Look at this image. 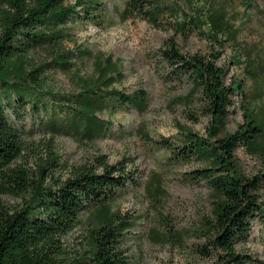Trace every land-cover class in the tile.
Wrapping results in <instances>:
<instances>
[{
    "label": "trees",
    "instance_id": "16d2710c",
    "mask_svg": "<svg viewBox=\"0 0 264 264\" xmlns=\"http://www.w3.org/2000/svg\"><path fill=\"white\" fill-rule=\"evenodd\" d=\"M147 3L129 1L154 20ZM102 5L103 0H0V196L20 198L15 206L0 198V264H133L126 254L125 233L134 221L111 208L117 190L133 179L122 161L108 164L99 155L98 165H82L67 177L56 174L62 165L53 150L34 173L15 163L24 137L11 116L18 119L19 110H26L30 102L34 110H44L50 134H78L89 140L110 129L109 120L99 116L107 108L146 105L145 89L123 92L112 86L120 70L110 58L107 64L97 62L95 75L77 76L76 89L61 93L44 87L46 71L67 72L90 53L68 48L64 41L70 38V22L80 16L93 19ZM203 22L188 17L174 27L184 32L190 24ZM208 22L218 30V15ZM36 50L43 57L35 62L31 53ZM159 54L165 65L191 83L186 97L178 100L198 95L211 123L205 136L183 125L177 139L145 135L150 144L165 150L172 164L190 157L204 162L189 172L190 178L204 180L211 189L209 214L199 225L207 243L199 252L214 255L216 264H264L248 249L238 248L247 242L253 221L264 222V113L247 101L243 122L234 131L225 130L232 97L245 93L238 80L227 81L217 52L185 55L169 41ZM239 146L259 159L261 168L255 174L243 173L234 154ZM159 186V176L153 173L146 189L157 193L162 191ZM83 211H88L84 245L76 256L65 258L61 239L81 222Z\"/></svg>",
    "mask_w": 264,
    "mask_h": 264
},
{
    "label": "rangeland",
    "instance_id": "374dc122",
    "mask_svg": "<svg viewBox=\"0 0 264 264\" xmlns=\"http://www.w3.org/2000/svg\"><path fill=\"white\" fill-rule=\"evenodd\" d=\"M129 1L103 0L93 19L80 16L69 23L70 38L64 45L90 53L67 72L46 71L44 87L61 93L76 89L77 76L95 75L97 62L107 64L110 58L120 70L112 86L123 92L145 89L144 108H107L99 116L109 120L110 129L89 140L78 134H50L44 110H34L30 102L26 110H19L18 119L11 116L24 137V149L15 163L34 173L48 157V151L53 150L62 165L56 174L67 177L82 165H98L99 155L108 164L122 161L133 179L117 190L111 208L134 221L125 233L128 259L133 264H216L214 255L199 252L207 243L199 225L209 214L211 189L204 180L189 176L204 162L190 157L172 164L164 149L147 140L177 139L180 125L205 136L211 125L198 95L178 100L186 97L191 83L184 74H176L164 64L159 48L173 41L185 55L217 52L216 61L225 68L227 81L238 80L244 87L245 95L236 93L232 97L233 105L226 118L225 130L234 131L243 122L247 101L264 113V0H149L146 7L154 20ZM213 15L219 16L217 31L208 22ZM188 17L204 22L177 32L174 23L186 22ZM31 57L36 62L43 52L33 51ZM234 154L245 175H253L261 168L259 159L242 146ZM153 173L159 176L162 189L157 193L146 189ZM0 198L7 206L20 202L11 195ZM87 215L88 211L81 212V222L61 239V256L72 258L84 245ZM238 248L248 249L264 261V222L255 219L247 242Z\"/></svg>",
    "mask_w": 264,
    "mask_h": 264
}]
</instances>
